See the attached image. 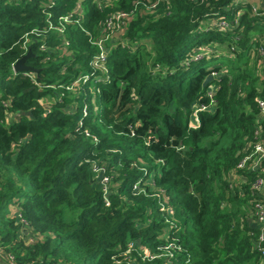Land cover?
I'll return each mask as SVG.
<instances>
[{
	"label": "trees",
	"instance_id": "1",
	"mask_svg": "<svg viewBox=\"0 0 264 264\" xmlns=\"http://www.w3.org/2000/svg\"><path fill=\"white\" fill-rule=\"evenodd\" d=\"M51 1L0 0V247L16 264H129L124 251L130 241L142 253L156 252L164 226L159 198L135 194L132 186L152 175L174 208L182 250L169 262L141 260L135 249L130 264H185L187 258L196 264H261L250 234L257 230L247 220L257 172L236 165L254 141L257 99L264 100V60L249 63L252 49H264V37L254 38L264 33V9L254 13L248 0ZM120 11L129 14L121 33L125 44L117 41L106 56L109 79L99 83V110L85 85L70 113L71 96L60 101V88L53 86L89 70L101 23ZM69 13L62 36L50 29L43 38L32 35L27 45L33 55L26 63L40 70L41 87L13 73L12 64L26 52V33ZM213 16L237 18V25L202 28ZM42 43L50 50L42 52ZM211 43L225 45L234 58L204 85L222 67H207L214 56L189 57ZM45 55L50 58L43 64ZM212 82L216 89L209 94ZM41 98L50 101L47 111ZM9 115L17 117L8 121ZM92 160L112 175L108 206ZM231 173L244 179L239 186L228 180ZM65 209L76 210L75 216L66 220ZM12 210L26 220L32 240L24 239Z\"/></svg>",
	"mask_w": 264,
	"mask_h": 264
},
{
	"label": "built area",
	"instance_id": "2",
	"mask_svg": "<svg viewBox=\"0 0 264 264\" xmlns=\"http://www.w3.org/2000/svg\"><path fill=\"white\" fill-rule=\"evenodd\" d=\"M239 1L243 2L245 0H239ZM50 2L53 3L51 0ZM156 3H157L156 1L152 2L151 7L156 6ZM79 8L80 6L79 4H77L73 12H78ZM252 11L254 13L259 14L258 12L259 8L255 5H252ZM72 13L59 17L56 24H54L50 20H47V26L43 30L33 29L29 33H26L23 40V47H25L26 52L28 51L27 45L29 44L30 39L33 38L32 35L42 37V34L47 32L48 30L55 29L62 36L64 34L63 24L71 21ZM128 15H129L128 13L120 11L112 16L107 17L104 20V22L101 23L100 37L92 41V44L95 45L97 51L89 61V70L86 72L79 73L73 80L69 81L68 83L53 86L60 88V94L58 98L60 101L62 100V95H64L65 93H68L71 96V99L73 100V98L79 96L82 93L83 86L86 85L91 93L90 104L93 106L95 113L98 112L99 110L98 95L100 93L99 83L106 82L109 79L108 71L106 68V56L117 41L121 42L122 44H125V41L121 37V33L123 32L125 23L129 18ZM217 22H219L217 25L213 24ZM213 23L210 22L208 25L209 26L215 25L213 27H216L219 30L233 29L237 25V18L236 20L230 21L219 16V19ZM213 27L210 26L208 28H213ZM204 28L208 29L205 26ZM67 44L68 42L63 37L61 46L66 48ZM207 46L208 45H201L194 48L190 53L189 60H197L202 57H207V58L213 57V55L207 54V50H208ZM200 49H202V51H200ZM231 49H233V47ZM40 50L42 52L44 51L47 52L50 49L45 43H42L40 45ZM217 55L219 54H215L214 56ZM250 56L252 58H255L258 63L262 64L264 60L263 47L259 46L252 49ZM49 58L50 57L47 55L43 56L41 58V63L45 64L46 61L49 60ZM223 71L224 70L221 69L220 72H211L210 75L212 76V79H214L222 75ZM12 72L18 73L15 72L14 70V63L12 64ZM21 73L29 77L32 83H34L38 87H41L39 82H37V78H36L37 73L31 71H23ZM215 89H216V84L212 82L209 86L208 93L213 94ZM39 102L46 111L49 109L50 101L47 98H41ZM257 102L259 107V113L257 116L258 124L255 130L254 141L252 142L247 153L237 163L236 169L257 172L255 174L254 180L251 183V188L254 190L253 193L255 197L252 200V206L250 207V213H249V217L251 220L250 225L254 227L257 231H252L250 234L254 237L255 248L260 252L261 264H264V168L261 167V162L264 159V129L262 128L261 125L262 122L264 121V100L257 99ZM87 105L88 104L85 102L82 106L81 111L83 117H85L88 113ZM76 108H77V103L75 100H73L71 103L68 104L67 111L73 113L75 112ZM204 108L205 106H202L199 109H204ZM14 117L17 116L9 115L8 121L13 119ZM194 122H192L191 124L194 125ZM79 124L82 126L83 119L79 122ZM84 134L85 136L91 137L94 142L97 141V137L95 135H91V133L88 131L87 128L84 129ZM90 169L92 171L95 184L98 186L99 190L102 193L105 204L107 206L110 205V194L112 193V184H113L112 175L107 172V166L104 163L98 162L97 160H92L90 162ZM142 170H144V175H145L146 169H142ZM230 175L236 176L237 178L244 180L240 174L231 173ZM132 186L135 194L145 193L159 198V209L164 223V226L162 228V234L160 236V239L163 241V243L159 244L156 247L157 249L156 252L142 253L141 252L142 246H137L135 242L130 241L126 244L125 247L124 259L126 261L128 260L129 264L133 262V260H131L130 262L131 252L132 250L138 249L139 252H137V254L139 255L138 257L141 260H153L155 258L165 257L166 260L170 262L171 258L174 257L175 251L182 250V246L178 242V239L175 236V232L178 230V228L176 227L177 225L174 217V208L168 202V197L164 193V190L156 185L155 180L152 178V175L147 178H144V176L139 177ZM14 214L17 217V221L21 225L20 228L21 234H24V236L29 241L32 240L33 239L32 235L30 231L27 229L26 220L22 218L18 210H14ZM0 252L3 253L2 256L5 264H16L13 260V256L4 252V250L1 247H0ZM185 264H196V263L193 259L187 258L185 260Z\"/></svg>",
	"mask_w": 264,
	"mask_h": 264
},
{
	"label": "rangeland",
	"instance_id": "3",
	"mask_svg": "<svg viewBox=\"0 0 264 264\" xmlns=\"http://www.w3.org/2000/svg\"><path fill=\"white\" fill-rule=\"evenodd\" d=\"M219 19V16H213V17H208L207 19H205L204 20V23H203V26H202V28L205 26L206 28H208V27H210V26H215V25H217L219 22H217V23H213V22H216L217 20ZM210 22H212L213 24H215V25H208ZM206 24V25H205ZM208 29H210V28H208ZM255 37H259L258 39H262V37H264V33L262 34V33H256L255 35H254V38ZM207 54L208 55H215V54H219L218 56H214L213 58H211V60H208V62H207V67L208 68H212V67H214V66H216V65H220V62L221 61H223V58H222V56L220 55V53L221 52H227L228 50H227V48H226V46L224 45H218V44H214V43H211V44H208V46H207ZM200 51H202V49H200ZM255 61H256V59L255 58H252V57H250V61H249V63L251 64H253V63H255ZM251 64V65H252ZM222 69H223V67H222ZM259 71V76H262V72H261V67L258 69ZM212 80V79H211ZM194 124H195V122H194ZM228 180L229 181H231L232 183H233V185H240V183H241V181H242V179H239V178H237L236 176H232V175H230L229 176V178H228ZM248 208H249V206H248ZM78 211V210H77ZM11 212H13L14 213V210H12ZM247 220H248V222H249V224H251V220H250V217H249V213H250V209H247ZM75 214H76V210H75V213H74V211H71V209H65L64 210V213H63V216H64V218L66 219V220H68V219H70V218H72V217H74L75 216ZM36 236V235H35ZM24 239H26V237H24ZM27 241H28V239H27Z\"/></svg>",
	"mask_w": 264,
	"mask_h": 264
},
{
	"label": "water",
	"instance_id": "4",
	"mask_svg": "<svg viewBox=\"0 0 264 264\" xmlns=\"http://www.w3.org/2000/svg\"><path fill=\"white\" fill-rule=\"evenodd\" d=\"M33 55L32 50L28 49V51L21 57L19 58L15 63H14V70L15 72H23V71H31L38 73L40 70L34 66L28 65L26 62L27 60ZM212 79V76L209 74L205 78L203 84L206 85L209 83Z\"/></svg>",
	"mask_w": 264,
	"mask_h": 264
},
{
	"label": "crops",
	"instance_id": "5",
	"mask_svg": "<svg viewBox=\"0 0 264 264\" xmlns=\"http://www.w3.org/2000/svg\"><path fill=\"white\" fill-rule=\"evenodd\" d=\"M248 3H250L251 5H255L257 6L260 10H263L264 9V0H248ZM220 55L222 56L223 58V61L220 62V66L223 67L222 70H225L226 69V59L227 58H234L232 54H227V52H221ZM259 66V65H258ZM2 252H0V264H5L4 262V259H3V256H2Z\"/></svg>",
	"mask_w": 264,
	"mask_h": 264
}]
</instances>
